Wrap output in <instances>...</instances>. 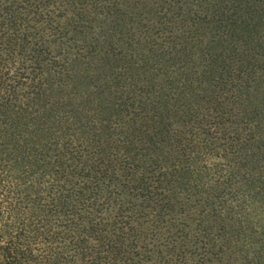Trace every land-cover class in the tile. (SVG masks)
I'll list each match as a JSON object with an SVG mask.
<instances>
[{"label": "trees", "instance_id": "16d2710c", "mask_svg": "<svg viewBox=\"0 0 264 264\" xmlns=\"http://www.w3.org/2000/svg\"><path fill=\"white\" fill-rule=\"evenodd\" d=\"M153 2L169 25L145 38L146 51L199 28L225 36L241 7ZM135 3L0 0V264H264V163L252 160L264 114L241 107L248 80L264 66L262 44L226 50L213 93L174 122L145 123L155 107L150 90L131 84L127 120L144 124L134 150L121 132L101 147L94 123L82 128L50 93L70 77L76 56L107 39L105 29L82 32L85 15L125 16L144 33L153 22L141 20ZM196 3L204 7L191 9ZM129 56L121 55L120 74L139 59ZM180 67L159 86L181 87L207 71ZM159 143L167 151L155 155Z\"/></svg>", "mask_w": 264, "mask_h": 264}, {"label": "rangeland", "instance_id": "374dc122", "mask_svg": "<svg viewBox=\"0 0 264 264\" xmlns=\"http://www.w3.org/2000/svg\"><path fill=\"white\" fill-rule=\"evenodd\" d=\"M153 1L128 0L132 4L136 2L134 7L142 12L141 20L153 22L144 33L135 31L134 24L125 16H103L90 10L81 21L85 26L80 29L86 36L105 29L107 39L94 52L83 57L76 56L70 77L63 83L54 82L50 90L57 102L64 103L62 107L73 112L78 125L87 130L94 123L91 128L93 136L106 149L117 132L128 136V147L132 150L139 145L135 134L144 124L136 119L127 120L125 111L124 97L126 91L132 88L131 84L140 83L150 90L148 94L155 107L153 112L151 110L143 117L145 123L149 124L154 118L171 122L183 114L192 100L213 93L215 76L226 50L256 46L257 43L264 46V0H240L241 7L235 10L236 23L225 32V36L199 28L191 38L175 39L176 42L173 40V44H166L167 47L162 50L146 51L145 38L155 36L169 25L168 16H162L163 10L156 7ZM189 5L197 11L204 7V4L198 7L197 3ZM184 19L186 21L187 18ZM122 54L139 59L120 74L118 64ZM196 64H205L207 71L195 77L187 75L186 85L181 87L175 88L172 84L159 86L164 79H174L169 69L177 66L188 68ZM248 83L241 93V107L244 112L259 117L264 114V66L254 71ZM151 112L155 117L149 116ZM262 126L263 129L255 134L252 160L264 163V124ZM167 147V143H159L153 153H166ZM253 184L256 186L257 183Z\"/></svg>", "mask_w": 264, "mask_h": 264}]
</instances>
